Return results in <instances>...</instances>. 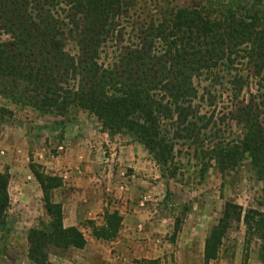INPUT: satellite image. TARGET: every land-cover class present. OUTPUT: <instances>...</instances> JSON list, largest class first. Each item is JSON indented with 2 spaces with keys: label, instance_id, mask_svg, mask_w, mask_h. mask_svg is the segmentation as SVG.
<instances>
[{
  "label": "trees",
  "instance_id": "1",
  "mask_svg": "<svg viewBox=\"0 0 264 264\" xmlns=\"http://www.w3.org/2000/svg\"><path fill=\"white\" fill-rule=\"evenodd\" d=\"M126 1L0 0V38L6 37L0 40V97L42 116L66 118L75 111L85 112L109 139L129 136L168 176L174 164L173 140L196 142L206 129L205 116L194 106V80L210 77L220 86L226 80L233 101L253 81L258 101L237 103L232 111L244 130L242 139L220 147L214 155L224 168L246 157L259 180H264L263 0H219L215 6L176 8L160 22L135 29L134 44L119 47ZM68 38L78 50L74 57L65 51ZM108 44L116 54L102 63ZM31 173L41 190L47 220L27 232L26 257L31 264H52L51 251L82 250L86 242L78 228L64 226L62 206L52 201L62 179L33 166ZM8 185L9 174L0 173L1 232L8 226ZM234 223L245 227L247 244L255 239L264 243V212L225 203L205 239L204 264L218 258ZM179 224L176 220L174 236ZM121 225L117 212H105L104 224L92 227V236L113 241Z\"/></svg>",
  "mask_w": 264,
  "mask_h": 264
},
{
  "label": "rangeland",
  "instance_id": "2",
  "mask_svg": "<svg viewBox=\"0 0 264 264\" xmlns=\"http://www.w3.org/2000/svg\"><path fill=\"white\" fill-rule=\"evenodd\" d=\"M218 1L127 0L121 19L123 41L117 45L134 44L135 29L160 22L176 8L209 7ZM109 47L101 55L102 63L116 54ZM65 51L78 55L70 38ZM226 82L220 86L205 76L194 80V106L205 116L206 129L196 142L173 140L174 164L168 176L129 136L109 139L100 123L85 112L75 111L66 118L42 116L0 97V173L9 174L10 197L7 231H0V264H31L26 257L27 232L47 220L32 166L62 179L52 201L62 206L64 226L78 228L86 242L82 250L51 251L52 264H133L141 260L204 264L205 239L225 203L243 211L264 212V180L252 171L248 158L224 168L214 155L220 147L237 144L243 137L244 130L232 114L235 105L259 99L252 81L238 101H233ZM73 209H78L77 214ZM105 212H117L122 218L118 236L108 242L92 236V227L104 224ZM176 220L180 227L174 236ZM209 264H264V243L255 239L247 244L245 227L234 223L218 258Z\"/></svg>",
  "mask_w": 264,
  "mask_h": 264
},
{
  "label": "crops",
  "instance_id": "3",
  "mask_svg": "<svg viewBox=\"0 0 264 264\" xmlns=\"http://www.w3.org/2000/svg\"><path fill=\"white\" fill-rule=\"evenodd\" d=\"M76 210H78V209H73L74 214H77L78 211L76 212ZM73 226H76V224H74Z\"/></svg>",
  "mask_w": 264,
  "mask_h": 264
}]
</instances>
